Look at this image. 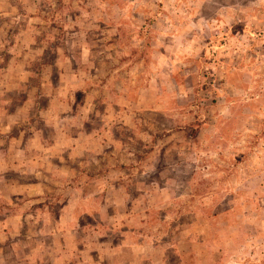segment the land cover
I'll list each match as a JSON object with an SVG mask.
<instances>
[{"label":"rangeland","instance_id":"rangeland-1","mask_svg":"<svg viewBox=\"0 0 264 264\" xmlns=\"http://www.w3.org/2000/svg\"><path fill=\"white\" fill-rule=\"evenodd\" d=\"M0 264H264V0H0Z\"/></svg>","mask_w":264,"mask_h":264}]
</instances>
